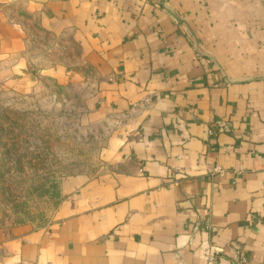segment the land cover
I'll return each instance as SVG.
<instances>
[{
    "label": "crops",
    "instance_id": "0c3cea01",
    "mask_svg": "<svg viewBox=\"0 0 264 264\" xmlns=\"http://www.w3.org/2000/svg\"><path fill=\"white\" fill-rule=\"evenodd\" d=\"M33 24L76 60L35 69ZM0 59L104 128L48 220L0 228V264H264V0H0Z\"/></svg>",
    "mask_w": 264,
    "mask_h": 264
},
{
    "label": "rangeland",
    "instance_id": "374dc122",
    "mask_svg": "<svg viewBox=\"0 0 264 264\" xmlns=\"http://www.w3.org/2000/svg\"><path fill=\"white\" fill-rule=\"evenodd\" d=\"M23 7L20 1L16 12L25 21ZM25 28L24 52L35 69L76 60L71 41L51 38L34 24ZM8 66L0 59V228L48 220L61 181L92 167L104 129L87 120V93L78 86L40 77L24 85L6 73Z\"/></svg>",
    "mask_w": 264,
    "mask_h": 264
},
{
    "label": "built area",
    "instance_id": "2783aa9c",
    "mask_svg": "<svg viewBox=\"0 0 264 264\" xmlns=\"http://www.w3.org/2000/svg\"><path fill=\"white\" fill-rule=\"evenodd\" d=\"M148 100H149V99H145V102H149ZM140 105H141V104H140ZM218 126H219L218 128H219L220 130H226V129H228V127H229V125H228V123H227L226 121H220V122L218 123ZM218 168H219V167L216 166V169H218ZM238 252H240V251H238ZM217 253H218L217 248L212 247V246H210V247L208 248L207 260H208V262H209L210 264H215ZM241 260H242V261H245V257L242 256V255H241Z\"/></svg>",
    "mask_w": 264,
    "mask_h": 264
},
{
    "label": "trees",
    "instance_id": "16d2710c",
    "mask_svg": "<svg viewBox=\"0 0 264 264\" xmlns=\"http://www.w3.org/2000/svg\"><path fill=\"white\" fill-rule=\"evenodd\" d=\"M56 190H57V193H59V187Z\"/></svg>",
    "mask_w": 264,
    "mask_h": 264
}]
</instances>
